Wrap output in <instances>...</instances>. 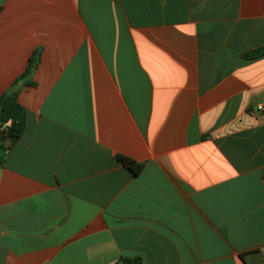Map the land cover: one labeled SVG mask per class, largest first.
Wrapping results in <instances>:
<instances>
[{
  "label": "crops",
  "instance_id": "obj_1",
  "mask_svg": "<svg viewBox=\"0 0 264 264\" xmlns=\"http://www.w3.org/2000/svg\"><path fill=\"white\" fill-rule=\"evenodd\" d=\"M261 45L264 0H0V264H264Z\"/></svg>",
  "mask_w": 264,
  "mask_h": 264
},
{
  "label": "trees",
  "instance_id": "obj_2",
  "mask_svg": "<svg viewBox=\"0 0 264 264\" xmlns=\"http://www.w3.org/2000/svg\"><path fill=\"white\" fill-rule=\"evenodd\" d=\"M244 55L249 59H254L264 55V45L255 47L246 51ZM34 66V61H30L27 66V71ZM20 77H17L12 86L0 94V154L3 153L9 144L15 139L19 138L23 132L26 122L25 108L17 101L16 92L14 87L17 85ZM125 164H127L133 172H138L142 166V162H137L124 155H118ZM244 252H242L243 254ZM140 261L139 256L120 257L115 264H137Z\"/></svg>",
  "mask_w": 264,
  "mask_h": 264
},
{
  "label": "built area",
  "instance_id": "obj_3",
  "mask_svg": "<svg viewBox=\"0 0 264 264\" xmlns=\"http://www.w3.org/2000/svg\"><path fill=\"white\" fill-rule=\"evenodd\" d=\"M258 106H259V108H263V107H264V105H263V104H259Z\"/></svg>",
  "mask_w": 264,
  "mask_h": 264
}]
</instances>
